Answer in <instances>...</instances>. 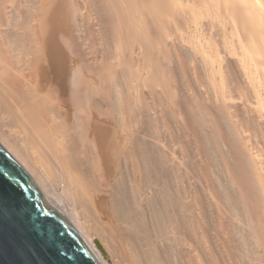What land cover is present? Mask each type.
I'll list each match as a JSON object with an SVG mask.
<instances>
[{
	"label": "bare ground",
	"instance_id": "obj_1",
	"mask_svg": "<svg viewBox=\"0 0 264 264\" xmlns=\"http://www.w3.org/2000/svg\"><path fill=\"white\" fill-rule=\"evenodd\" d=\"M0 144L100 264H264V0H0Z\"/></svg>",
	"mask_w": 264,
	"mask_h": 264
},
{
	"label": "water",
	"instance_id": "obj_2",
	"mask_svg": "<svg viewBox=\"0 0 264 264\" xmlns=\"http://www.w3.org/2000/svg\"><path fill=\"white\" fill-rule=\"evenodd\" d=\"M0 264H100L1 144Z\"/></svg>",
	"mask_w": 264,
	"mask_h": 264
}]
</instances>
